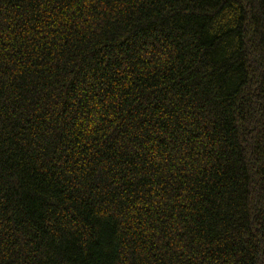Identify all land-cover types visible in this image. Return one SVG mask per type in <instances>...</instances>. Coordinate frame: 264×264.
<instances>
[{
	"label": "trees",
	"instance_id": "16d2710c",
	"mask_svg": "<svg viewBox=\"0 0 264 264\" xmlns=\"http://www.w3.org/2000/svg\"><path fill=\"white\" fill-rule=\"evenodd\" d=\"M0 264H264V0H0Z\"/></svg>",
	"mask_w": 264,
	"mask_h": 264
}]
</instances>
